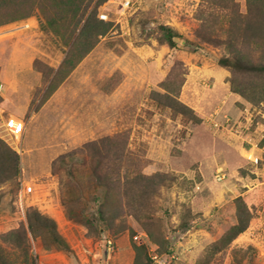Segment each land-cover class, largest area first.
Listing matches in <instances>:
<instances>
[{"label":"rangeland","instance_id":"rangeland-1","mask_svg":"<svg viewBox=\"0 0 264 264\" xmlns=\"http://www.w3.org/2000/svg\"><path fill=\"white\" fill-rule=\"evenodd\" d=\"M99 1L0 0L19 18L0 26V142L19 157L0 184L4 263L264 264V77L217 64L264 61L247 0ZM31 208L69 251L27 231ZM23 230V248L4 238Z\"/></svg>","mask_w":264,"mask_h":264},{"label":"trees","instance_id":"trees-1","mask_svg":"<svg viewBox=\"0 0 264 264\" xmlns=\"http://www.w3.org/2000/svg\"><path fill=\"white\" fill-rule=\"evenodd\" d=\"M102 0L97 2L95 8L101 3ZM248 11H247V22L246 29H260V34L264 39V0H247ZM94 8V9H95ZM2 9L0 6V26L16 21L17 19H4L1 17ZM89 19V18H88ZM161 41L165 43L169 48L175 47V38L179 35L174 30L166 26H160ZM264 42V41H263ZM225 44H228L227 42ZM231 46V44H230ZM232 47V51H233ZM263 56H264V49ZM217 64L221 67L227 68L234 73L250 74L255 77H264V61L258 59V61H253L249 57L244 56L239 53H233L230 57H221L217 59ZM236 92V89H233ZM19 174V157L5 144L0 142V184L11 182L16 180ZM246 211L244 208H238V218L235 225H233L227 233L228 240H233L238 234L242 233L248 224L246 218ZM27 220V231L30 234L40 231L46 234L55 247L61 250L69 251L68 246L56 233V225L52 219L48 216L41 214L36 209H28L26 212ZM14 237L16 241H19V245L16 244V248H23L26 240V232L15 231L4 238ZM5 240V242H6ZM25 251V250H24ZM2 249L0 248V264H5L2 257ZM34 264V260H31Z\"/></svg>","mask_w":264,"mask_h":264},{"label":"built area","instance_id":"built-area-1","mask_svg":"<svg viewBox=\"0 0 264 264\" xmlns=\"http://www.w3.org/2000/svg\"><path fill=\"white\" fill-rule=\"evenodd\" d=\"M133 0H122L121 7L123 10H128L132 5ZM99 18L101 20H107L106 14H99ZM3 85L0 83V91L2 90ZM4 129L8 131L13 137L17 138L20 136L24 130V125L21 121L16 120L15 118H7L4 121ZM221 178V175H218V179ZM32 191V187H26V192L30 193ZM108 244H110L108 242Z\"/></svg>","mask_w":264,"mask_h":264},{"label":"crops","instance_id":"crops-1","mask_svg":"<svg viewBox=\"0 0 264 264\" xmlns=\"http://www.w3.org/2000/svg\"><path fill=\"white\" fill-rule=\"evenodd\" d=\"M16 119V118H15ZM17 120V119H16ZM19 121V120H18Z\"/></svg>","mask_w":264,"mask_h":264}]
</instances>
